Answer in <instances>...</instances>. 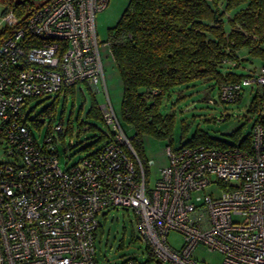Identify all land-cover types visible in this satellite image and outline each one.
I'll return each instance as SVG.
<instances>
[{
	"label": "built area",
	"instance_id": "1",
	"mask_svg": "<svg viewBox=\"0 0 264 264\" xmlns=\"http://www.w3.org/2000/svg\"><path fill=\"white\" fill-rule=\"evenodd\" d=\"M107 4L43 0L24 20L3 7L8 31L0 42V264H100L94 246L98 216L117 207L133 211L148 250L166 264H195L198 245L221 252L220 264H264V124L252 122L249 148L167 145L168 162L148 185L105 83L100 49L112 57L111 40L98 41L94 16ZM80 83L104 93L98 109L109 131L94 151L62 168L57 143L63 123L49 120L41 135L39 121L36 136L25 100L54 97ZM242 84L264 87V64L240 82L222 83L217 98L207 102L237 101ZM211 185L218 194L195 201L194 192ZM171 231L181 235L178 249L167 241Z\"/></svg>",
	"mask_w": 264,
	"mask_h": 264
},
{
	"label": "trees",
	"instance_id": "2",
	"mask_svg": "<svg viewBox=\"0 0 264 264\" xmlns=\"http://www.w3.org/2000/svg\"><path fill=\"white\" fill-rule=\"evenodd\" d=\"M24 20L33 8V0H2ZM228 26V29L226 28ZM6 27L0 30V41ZM111 55L122 82L121 121L134 129L130 144L147 179L148 167L144 136L170 139L173 117L162 114L161 104L167 92L180 84L210 78L217 88L226 82H240L245 74L235 71L239 51L260 59L264 64V0H128L116 23L108 28ZM70 87L53 97L39 114L51 115L57 101L74 96ZM35 97H30L29 100ZM264 87L256 88L247 108L254 121L264 124ZM86 115L102 121L98 104L91 94ZM35 118L32 124L39 125ZM87 124V123H85ZM84 124L79 123L80 133ZM97 128L88 123L87 129ZM71 121L64 134H71ZM240 128L233 134L239 135ZM99 131L92 144L103 142ZM188 145L226 147V142L196 129ZM249 148L250 132L237 144ZM148 255L152 253L146 246ZM136 264H141L136 262Z\"/></svg>",
	"mask_w": 264,
	"mask_h": 264
},
{
	"label": "rangeland",
	"instance_id": "3",
	"mask_svg": "<svg viewBox=\"0 0 264 264\" xmlns=\"http://www.w3.org/2000/svg\"><path fill=\"white\" fill-rule=\"evenodd\" d=\"M41 1L43 0H33L34 5ZM127 2L128 0H108L107 6L96 12L94 26L98 41H105L109 38L108 28L116 23ZM6 4L0 0V17ZM4 27L0 18V30ZM226 28L228 29V26ZM7 31L6 27V33ZM100 53L108 95L114 110L117 115H120L122 82L114 61L106 48L101 47ZM260 65L261 61L258 58L242 57L239 60V65L235 67V71L238 70V73L247 74L250 71H256ZM77 87H81L82 92L75 90L74 96L69 94L64 97L65 99H62V96L57 101L55 112L49 116L39 113L51 102L53 95L35 97L28 101L26 108L31 130L36 136H38L36 126L32 124L30 119L36 118L42 123L41 135L47 129L49 120L52 123L62 122L64 128H66L68 121H71V134H64L63 141L60 139L57 143L59 164L62 168L78 162L81 157L94 151L102 143L101 141L92 144L99 131H103V133L109 131L108 126L103 121H96L86 115L91 94L94 95L99 105L105 100L104 93L100 91L93 93L84 84H78ZM256 88L255 85L242 84L241 96L233 103L207 102L208 98H217V86L210 78L197 79L171 88L163 99L160 109L162 114L172 115L174 119L170 139L161 140L150 135L144 136L148 185H153L160 169L168 162L165 153L166 146L169 144L172 147L179 146L189 140L196 129H200L209 136L220 139L229 145H237L250 132L251 124L255 118V115L247 112V108ZM222 115H226V118L221 119ZM79 123H94L97 128L82 130L78 133ZM121 125L126 135L131 137L134 129L122 121ZM237 128H240L238 136L233 134ZM39 139L41 140V138ZM211 192L213 195L218 194V190L211 185L201 191L194 192V199L200 201L204 195ZM98 219L100 226L95 234L94 246L95 259L100 264H127L126 260L130 257L135 258L141 264H166L148 255L146 244L138 233L135 215L131 209L111 208L101 212ZM167 241L176 249L182 244L181 235L175 231L169 232ZM192 257L195 264H220L222 261L221 252L208 250L202 245L193 249Z\"/></svg>",
	"mask_w": 264,
	"mask_h": 264
},
{
	"label": "crops",
	"instance_id": "4",
	"mask_svg": "<svg viewBox=\"0 0 264 264\" xmlns=\"http://www.w3.org/2000/svg\"><path fill=\"white\" fill-rule=\"evenodd\" d=\"M239 57H243V58H246L247 57V53L244 51H239ZM237 72H238V70H236ZM80 84H82V83H80ZM76 91H78V92H82L81 90H82V88L81 87H77L76 89H75Z\"/></svg>",
	"mask_w": 264,
	"mask_h": 264
}]
</instances>
